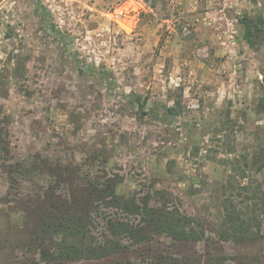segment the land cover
<instances>
[{
  "label": "rangeland",
  "instance_id": "1",
  "mask_svg": "<svg viewBox=\"0 0 264 264\" xmlns=\"http://www.w3.org/2000/svg\"><path fill=\"white\" fill-rule=\"evenodd\" d=\"M245 15L261 18L254 46ZM262 148L264 0H0V209L73 166L196 218L205 240L150 243L152 257L192 255L225 230L222 184L247 182L236 158ZM219 245L264 255V238Z\"/></svg>",
  "mask_w": 264,
  "mask_h": 264
},
{
  "label": "trees",
  "instance_id": "2",
  "mask_svg": "<svg viewBox=\"0 0 264 264\" xmlns=\"http://www.w3.org/2000/svg\"><path fill=\"white\" fill-rule=\"evenodd\" d=\"M258 21L261 18L250 15L241 19L243 38L250 46L262 41ZM175 110V106L167 107L169 112ZM223 136H227L226 129ZM241 157L236 158L233 169L247 182L238 184L236 195L227 193L230 184L235 187L232 181L222 184L225 230L217 241H208L213 248L207 245L202 252L181 256L163 248L152 257L155 253L150 243L156 235L198 242L206 239L203 224L177 208L152 207L135 196L119 193L113 177L107 176L103 182L83 179L73 166L59 165L63 171L53 173L56 185L17 195L0 209V264H84L97 260H103L100 264H136L153 258L155 264H264V255H232L219 245L255 244L264 238V178L257 176L264 172V148ZM33 168L40 171V166ZM42 172L50 173L46 169ZM62 183L67 184V192ZM17 249L22 256L15 255ZM127 252L135 255L126 260L116 258Z\"/></svg>",
  "mask_w": 264,
  "mask_h": 264
},
{
  "label": "water",
  "instance_id": "3",
  "mask_svg": "<svg viewBox=\"0 0 264 264\" xmlns=\"http://www.w3.org/2000/svg\"><path fill=\"white\" fill-rule=\"evenodd\" d=\"M120 23V22H119ZM121 24V23H120ZM121 26L124 28L123 24H121ZM125 29V28H124ZM126 30V29H125Z\"/></svg>",
  "mask_w": 264,
  "mask_h": 264
}]
</instances>
